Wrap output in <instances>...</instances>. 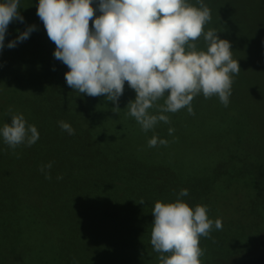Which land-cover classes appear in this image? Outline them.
Segmentation results:
<instances>
[{
	"label": "rangeland",
	"instance_id": "obj_1",
	"mask_svg": "<svg viewBox=\"0 0 264 264\" xmlns=\"http://www.w3.org/2000/svg\"><path fill=\"white\" fill-rule=\"evenodd\" d=\"M189 2L199 6L197 0ZM203 3L211 14L217 9L221 19L225 12L226 26L214 29L222 30L219 37L231 43L233 59L241 70L232 77V112H225L236 116L237 111L240 119H250L255 127L256 112L264 117V0ZM196 43L200 50L206 48L204 40ZM1 77L0 95L4 97L0 98V127L10 123L12 115L23 114L28 124L36 126L39 139L31 147L22 144L11 149L0 137V264H159V254L150 243L151 214L156 201L175 202L182 189L188 190L181 199L190 207L207 206L210 219L222 220V230L213 227L210 237L200 238L202 264H243L264 254V139H239L243 130L228 140L187 138L169 146L176 155L170 162L172 167L176 165L175 172L146 174V179L133 178L135 181H124L130 174L116 173L118 190L100 192L95 185L98 175H83L81 180L61 172L67 134L58 135L59 125H50V121L37 125L44 112L28 103L29 93L22 92L24 87L19 85L22 90L14 88L13 92L3 87ZM149 112L154 114L151 109ZM206 115L209 113L201 114L205 124ZM198 121L202 123L201 117ZM162 124L157 122L147 132L135 125L128 151L146 154L150 147L140 137L146 133L152 136ZM175 135L177 132H172L171 136ZM237 145L242 158L233 160L231 150ZM110 148L108 145L107 150ZM56 150L60 154L57 157ZM194 158L198 165L220 164L207 173L195 168ZM79 160L67 156L66 165ZM49 162L51 179H45L39 169ZM65 182L70 191L84 199L83 204L61 203L74 200L64 192Z\"/></svg>",
	"mask_w": 264,
	"mask_h": 264
},
{
	"label": "clouds",
	"instance_id": "obj_2",
	"mask_svg": "<svg viewBox=\"0 0 264 264\" xmlns=\"http://www.w3.org/2000/svg\"><path fill=\"white\" fill-rule=\"evenodd\" d=\"M19 3L0 2V51L5 47L9 24L24 22ZM93 3L39 0L37 5L36 14L56 46L54 58L69 69L65 73L68 87L89 97H106L116 105L112 112L118 113L127 82L136 94L135 100L127 104L128 115L145 132L159 121L170 123L163 113L187 108L194 115L191 102L200 94L205 99L217 96L228 106L232 77L241 70L233 59L231 43L221 39L215 29L205 32L211 10L203 0H197L198 7L189 0H95L96 7ZM35 30V25L28 26L7 47L15 48ZM201 36L206 50L197 47ZM161 99L164 103L158 104ZM153 107L158 114L149 112ZM58 125L74 135L69 123L59 121ZM173 131L169 128V134ZM0 137L15 149L22 144L31 147L39 133L23 114H14L10 123L0 127ZM158 143L166 145L167 141L153 136L148 146ZM51 168V162L40 167L45 179H51ZM187 195L188 190L182 189L175 202H155L150 243L159 254V264H202L200 238L210 237L213 227L222 230V220L210 219L207 206L192 208L181 199Z\"/></svg>",
	"mask_w": 264,
	"mask_h": 264
},
{
	"label": "trees",
	"instance_id": "obj_3",
	"mask_svg": "<svg viewBox=\"0 0 264 264\" xmlns=\"http://www.w3.org/2000/svg\"><path fill=\"white\" fill-rule=\"evenodd\" d=\"M38 2L39 0H20L19 12L24 17V22L15 21L8 26L4 41L5 47L0 51V75L3 79V87H10V90L15 92L16 88L19 91L22 90L19 87L21 85L24 87L22 92L27 91L29 93L27 95L30 99L28 103L40 109L42 113L44 112L45 115L41 117L40 122H36L37 125L50 121V125L56 126L59 121H64L75 130L74 135H69L59 126H57L59 131L56 128L58 135L67 134L65 136H68L67 144L64 142L65 144L62 146L64 158H66L62 161L63 169L61 172L64 175H68L69 178L77 177L81 180H83V175L89 178L98 175L95 185L99 187L100 192L108 188L114 191L118 187V173L130 174V176L124 177L125 181V178L133 180V178L144 177L146 179V174L159 173L160 176H163V174L175 172L177 170L176 165L172 167L170 162L176 158V155L171 153L169 146H173L176 142L185 141L187 138L228 140L237 137L239 131L243 130L240 132L242 137L239 139L254 138L255 142L264 139V117L261 118L258 112H256L254 127L250 124V119L243 117L240 119L237 111L234 113L237 114L236 116H231L233 114L225 112L232 110L234 97L229 98V104L225 107L217 96L205 99L203 94H200L194 97L191 102L193 111L196 112L195 117L188 113L187 108L176 113H163L170 119L169 126L160 121L163 124L156 127L152 136V133H146L140 137L141 142H147L148 145V141L156 136L158 140L167 141V148L166 145L158 143L157 146L150 147L144 155L129 152L128 146L132 141V133L138 123L128 115L126 107L129 101L135 100V92L130 94L127 82H125L124 93L118 102L120 111L114 113L112 108L116 105L107 101L106 97H89L68 87L65 73L69 69L61 61L54 58L53 53L56 46L49 40L43 23L36 14ZM217 11V9L213 10L211 20L208 22L211 26H204L205 32L209 29L226 26L225 12L223 19H221ZM97 15L99 14L97 13ZM31 25H35L36 30L31 33L30 37L18 43L15 48L9 49L7 44L15 40L20 33ZM221 31L217 30L218 34ZM199 39L204 40L203 36ZM200 47L203 48V46ZM202 50H206V48ZM19 75L20 82L17 85L16 81ZM27 88L29 91L26 90ZM3 97L0 95V98ZM256 100L260 99L257 97ZM157 103L163 104L164 101L161 99ZM151 110L154 114H158L155 107ZM206 112L209 115L204 116L208 120L205 124L201 114ZM199 117L202 119L201 124L198 121ZM169 128L174 129L173 132H177V135L171 136ZM38 145L41 147L40 144ZM108 145L111 146L109 151L107 150ZM35 146L33 153H35ZM237 147L239 146H234L231 150L233 160L242 158ZM261 151L263 152V150ZM57 155H60L59 150H56L54 156L57 157ZM67 156L80 157L81 160L75 162L74 165L73 162L66 165ZM192 163L195 168L203 169L207 173L214 172L220 164L218 161L211 166L198 165L197 158H194ZM221 163H223L222 160ZM63 186L64 192L70 193L69 199L74 200L61 203L82 202L79 204H83L84 199L79 196L78 192L70 191L72 189H70L68 182H65ZM261 246L264 249V241ZM243 264H264V254Z\"/></svg>",
	"mask_w": 264,
	"mask_h": 264
}]
</instances>
